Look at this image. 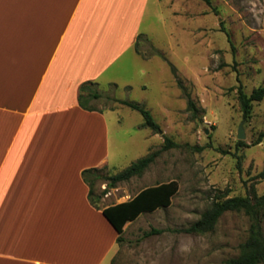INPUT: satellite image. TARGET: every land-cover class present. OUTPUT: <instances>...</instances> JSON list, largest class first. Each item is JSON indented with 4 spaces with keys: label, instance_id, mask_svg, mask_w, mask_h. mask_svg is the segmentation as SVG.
Returning <instances> with one entry per match:
<instances>
[{
    "label": "rangeland",
    "instance_id": "374dc122",
    "mask_svg": "<svg viewBox=\"0 0 264 264\" xmlns=\"http://www.w3.org/2000/svg\"><path fill=\"white\" fill-rule=\"evenodd\" d=\"M210 2L149 0L140 58L129 54L109 74L115 88L105 81L94 88L101 98L91 104L103 110L108 123L103 175L117 174L159 150L165 136L179 145L161 152L139 177L111 189L102 180L94 184L100 208L128 201L148 187L176 184L168 206L143 212L123 226V242L103 264H223L237 256L247 237L248 218L236 212L224 213L206 234L182 232L219 193L264 194V178L258 177L264 170V138L254 145L264 131V98L252 103L247 120L237 99L238 85L247 95L264 87V0ZM171 65L195 112L187 110L188 98ZM116 99L144 106L159 132L141 128V114ZM239 127L243 140L237 138ZM153 229L161 232L145 236Z\"/></svg>",
    "mask_w": 264,
    "mask_h": 264
},
{
    "label": "crops",
    "instance_id": "0c3cea01",
    "mask_svg": "<svg viewBox=\"0 0 264 264\" xmlns=\"http://www.w3.org/2000/svg\"><path fill=\"white\" fill-rule=\"evenodd\" d=\"M148 3L0 0V264L111 262L118 234L81 175L108 166V123L78 90L140 58Z\"/></svg>",
    "mask_w": 264,
    "mask_h": 264
},
{
    "label": "trees",
    "instance_id": "16d2710c",
    "mask_svg": "<svg viewBox=\"0 0 264 264\" xmlns=\"http://www.w3.org/2000/svg\"><path fill=\"white\" fill-rule=\"evenodd\" d=\"M210 5V0H203ZM143 38V35H138L135 42V51L140 54L138 49V42ZM228 42L230 43L228 34ZM156 50V49H155ZM156 55L161 56L165 61V56L158 50ZM173 75L175 76L178 87L186 94L187 110L195 112V106L192 102L189 93L180 79L176 77V69L170 66ZM98 83L94 81H85L79 86L78 104L86 111H98V109L91 104V101L101 98V94L97 92ZM114 88L116 84H111ZM129 88V87H127ZM264 98V87L260 86L254 89L251 94L247 95L241 85L237 86V99L239 102L242 118L247 120L251 114L253 102H259ZM115 102L129 107L131 110L137 111L143 117V122L140 124L141 128H148L152 131L159 132L160 127L154 120L151 113L144 108V106L127 100H118ZM264 138V131L261 132L254 142L259 144ZM244 145L243 142H239ZM179 145L169 137H164L163 145L159 150L151 151L143 158L131 163L127 168L114 175H103L101 168H90L82 171V179L87 184L88 200L90 204L96 209H100L103 216L114 228L118 234L116 242L121 244L123 242L122 232L123 226L130 221L136 219L143 212H151L159 207H166L170 203V197L176 190L174 182L160 184L153 187H148L140 191L138 194L128 201L110 205L100 208L96 203L100 197L93 194L94 184L98 180L106 183V189L115 188L119 183L130 180L133 177L141 176L144 171L155 161L159 154L171 148H178ZM259 178H264V170L258 174ZM105 189V190H106ZM105 192V191H104ZM226 212L243 213L249 221L246 239L239 244L238 254L236 257L228 258L223 264H264V194L263 195H247V196H232L227 197L225 193H219L213 199L211 205L205 210L198 220L193 222L189 227L182 229V232L189 234H206L213 231L219 218ZM161 231L151 230L145 233L149 236Z\"/></svg>",
    "mask_w": 264,
    "mask_h": 264
},
{
    "label": "water",
    "instance_id": "95a60500",
    "mask_svg": "<svg viewBox=\"0 0 264 264\" xmlns=\"http://www.w3.org/2000/svg\"><path fill=\"white\" fill-rule=\"evenodd\" d=\"M237 138L239 140H243L244 139V134H243V132L241 130V127H239L238 134H237Z\"/></svg>",
    "mask_w": 264,
    "mask_h": 264
}]
</instances>
